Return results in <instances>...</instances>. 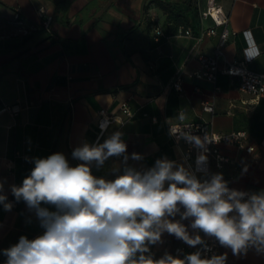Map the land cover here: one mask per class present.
<instances>
[{
  "label": "crops",
  "instance_id": "obj_1",
  "mask_svg": "<svg viewBox=\"0 0 264 264\" xmlns=\"http://www.w3.org/2000/svg\"><path fill=\"white\" fill-rule=\"evenodd\" d=\"M184 1L0 0V108H21L16 115L0 113V194L12 204L10 211L0 204V264L7 259L3 250L18 243L21 236L34 239L43 232L35 212L23 200L16 201L12 186L22 185L30 175L34 158L60 152L71 166L80 163L73 159L72 151L99 140V111L106 108L120 115L124 101L133 116L114 121L99 142L121 132L129 166L147 169L166 157L190 167L167 130L168 121H177L183 112L187 121L206 123L220 133L246 131L248 142L257 149L250 154L237 145L221 144L222 152L231 158L222 170L223 179L245 192L264 190V99L251 104V96L239 88V78L222 71L226 60L245 59L247 32L259 50L248 65L254 71H264V0H220L229 14L232 34L216 80L193 73L200 68L197 53H214L220 37L206 36L199 43L196 36L174 31L179 25L191 27L198 35L200 10L207 0H195L197 8L189 12L188 25L159 4ZM17 8L22 10L25 26L13 21ZM41 8L54 16L51 31L41 27ZM152 19L166 33L159 41L154 40ZM213 24L211 19L205 21L207 27ZM180 73L182 90L173 85ZM204 102H212L215 112L205 111ZM133 153L143 158L133 160ZM122 159L109 158L99 170L93 166L92 172L114 179L111 169L122 168ZM175 219L179 220V215ZM182 222L190 225V220ZM188 231L201 235L190 226ZM161 239L150 246L157 259L177 247L182 248L180 258L201 247L188 246L168 233ZM224 253L226 264H264V250L255 247L240 255L221 247L218 255Z\"/></svg>",
  "mask_w": 264,
  "mask_h": 264
},
{
  "label": "clouds",
  "instance_id": "obj_2",
  "mask_svg": "<svg viewBox=\"0 0 264 264\" xmlns=\"http://www.w3.org/2000/svg\"><path fill=\"white\" fill-rule=\"evenodd\" d=\"M245 37L251 45V33ZM256 54L254 48L246 53L249 58ZM179 119H185L183 112ZM121 137L117 131L102 143L75 148L72 157L80 161L76 166L60 152L33 159L30 175L11 191L17 202L23 200L35 212L43 232L34 239L21 236L4 249L5 264H226L227 253L202 258L201 250L183 258L167 252L154 258L150 246L161 243L164 233L210 251L201 235L189 233V226L230 248L233 255L250 247L264 250V190L230 189L219 173L201 180L190 167L166 157L137 170L127 164V144ZM180 137L197 148L211 142L190 131L181 130ZM112 157L123 158L122 168L111 169L115 178L95 176L92 167L99 170ZM142 158L138 153L131 156ZM206 160L199 155L197 166ZM0 204L6 211L12 208L3 194Z\"/></svg>",
  "mask_w": 264,
  "mask_h": 264
},
{
  "label": "built area",
  "instance_id": "obj_3",
  "mask_svg": "<svg viewBox=\"0 0 264 264\" xmlns=\"http://www.w3.org/2000/svg\"><path fill=\"white\" fill-rule=\"evenodd\" d=\"M39 12L41 17V27L47 31H51V25L54 20V16L50 14V12L46 8H41ZM207 19H211L213 21V26L207 27L205 25V21ZM200 20L201 29L198 35L194 34L191 27H180L178 29V33L196 36L199 43L206 36L218 35L220 37L219 45L215 49L214 53H197L200 68L193 73L194 76H197L199 78L216 80L219 71H221L219 64L221 57L224 56V47L232 34V31L229 28L230 17L222 6L220 0H207L206 7L200 10ZM13 21L19 26H25L26 22L22 16L21 8H17L15 10ZM151 27L155 31V41H159L166 35L163 27L158 24V21L156 19H152ZM219 28H221V31H219ZM252 48L256 50L257 54L253 58H249L247 57L246 53ZM258 54L259 50L256 48L252 39V44L250 45L248 42V46L245 49V59L243 61L226 60L227 65L222 70L229 75L237 76L239 78L240 90L251 96L250 102L253 105L259 104L261 100L264 99V71H254L248 65L258 56ZM182 82L183 76L180 73L173 80V85L176 89L182 90ZM71 106H73V104ZM20 109L21 108L19 105L4 106L0 108V113L3 111H10L12 114L16 115L20 111ZM203 109L207 112H215V106L212 102H204ZM119 111L120 115L110 112L106 108H102L99 111V140L114 121H122L125 118H130L133 116V111L126 101L120 104ZM179 117L180 115L178 116L177 121H168V133L173 139L175 145L179 148L184 160H186V162L190 164V169L201 180L210 179L211 175L213 174H222V170L229 162H231V158L222 152L221 144L227 143L237 145L239 148L244 149L250 154H254L257 149L254 144L248 142V134L246 131L241 130L231 133H220L213 130V128H211L206 123L187 121L186 119L180 120ZM153 121H157V118L154 117ZM188 125H191V128H186V126ZM181 130L184 132L190 131L192 135L199 136L201 139L207 136L208 139L211 140V142L206 143L204 148H197L192 143H189L185 139L180 137ZM201 154L206 155L207 160L204 165L198 167L196 164V159ZM228 187L230 189L243 191L230 185H228ZM12 203L14 204L15 202L12 201ZM201 237L205 240L208 248L210 249V251H204L202 249V246L200 247V250L202 251V258H210L213 254L218 255L220 248L223 246L219 245L218 241H216L214 238L206 237L202 232ZM150 250L153 254H155V251L152 248H150ZM181 251L182 248L177 247L175 248L172 255L179 256Z\"/></svg>",
  "mask_w": 264,
  "mask_h": 264
},
{
  "label": "trees",
  "instance_id": "obj_4",
  "mask_svg": "<svg viewBox=\"0 0 264 264\" xmlns=\"http://www.w3.org/2000/svg\"><path fill=\"white\" fill-rule=\"evenodd\" d=\"M159 4L165 11L175 18H183L185 20V25L189 24V12L197 8L195 0H187L181 3L159 2ZM179 27V25L175 27L174 31L176 33L178 32Z\"/></svg>",
  "mask_w": 264,
  "mask_h": 264
}]
</instances>
